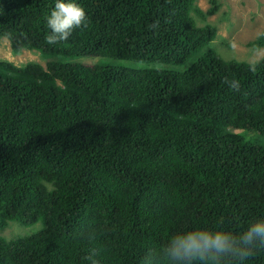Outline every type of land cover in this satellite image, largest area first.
Wrapping results in <instances>:
<instances>
[{"label": "trees", "instance_id": "16d2710c", "mask_svg": "<svg viewBox=\"0 0 264 264\" xmlns=\"http://www.w3.org/2000/svg\"><path fill=\"white\" fill-rule=\"evenodd\" d=\"M55 2L0 0V39L49 57L196 58L183 71L0 60V264H168L179 231L264 217V145L234 131L264 135V56L198 55L217 31L194 16L217 1L75 0L87 26L51 45ZM11 221L42 228L7 239Z\"/></svg>", "mask_w": 264, "mask_h": 264}, {"label": "rangeland", "instance_id": "374dc122", "mask_svg": "<svg viewBox=\"0 0 264 264\" xmlns=\"http://www.w3.org/2000/svg\"><path fill=\"white\" fill-rule=\"evenodd\" d=\"M217 10L206 18L194 16L197 25L204 26L210 24L216 27L215 38L208 43L199 53L201 55L205 50L212 49L216 51L225 60H239L246 62H256L264 56V47L255 48L250 42L255 40L264 30V0H216ZM198 7L207 11L214 3L212 0H197ZM196 57H192L184 65H168L159 62H141L136 60L118 59L108 56L82 55L74 58H64L61 56L49 57L35 50H23L20 53H14L9 39H0V60L13 62L15 65H23L34 61L46 66L48 61L61 60L85 65H111L127 68H156V69H175L183 71L188 68V64ZM256 144L264 145V135L254 130L237 129ZM42 228V222L39 221L33 225L25 226L16 221H11L8 226L1 231V234L7 239H13L19 236H25L37 232Z\"/></svg>", "mask_w": 264, "mask_h": 264}, {"label": "clouds", "instance_id": "9594fccd", "mask_svg": "<svg viewBox=\"0 0 264 264\" xmlns=\"http://www.w3.org/2000/svg\"><path fill=\"white\" fill-rule=\"evenodd\" d=\"M46 26L49 31L45 42L58 44L66 41L75 28L87 26L86 11L75 0H56L46 17ZM229 85L239 88L235 80ZM261 248H264V217L250 220L240 232L220 227L179 231L170 236L162 252L168 264H244Z\"/></svg>", "mask_w": 264, "mask_h": 264}]
</instances>
